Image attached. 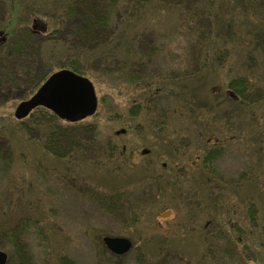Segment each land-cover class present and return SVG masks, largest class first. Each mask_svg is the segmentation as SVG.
<instances>
[{
  "label": "rangeland",
  "instance_id": "1",
  "mask_svg": "<svg viewBox=\"0 0 264 264\" xmlns=\"http://www.w3.org/2000/svg\"><path fill=\"white\" fill-rule=\"evenodd\" d=\"M41 1L51 5L59 0ZM158 2L152 0L156 11L150 9L135 22L153 30L145 38L152 44L143 48L153 56L154 66L148 70L144 64L142 74L161 72L164 92L148 95L149 87L134 84L127 74L88 77L97 107L83 121L95 124L87 126L59 117L42 116L40 125L36 116L16 120V105L36 91L39 85L30 91L33 82L57 59L45 39L28 41L24 31L18 35L29 42L26 57L9 53L0 69V249L7 252L8 264L18 249L13 248L16 233L26 264H54L62 255L75 264H112L115 254L105 246V234L131 240V250L122 256L129 264L132 259L145 264H264V142L259 136H264V98L253 92L249 102L255 104L248 110L226 93L229 80L244 72L264 86V64L248 66L236 49L223 51L226 62L213 66V49L205 53L190 43L176 10ZM8 17L0 2V23ZM34 18L47 24L39 16L22 22L31 30ZM127 26L130 36L132 26ZM205 29L222 45L229 35L213 25ZM114 33L105 31L98 42L107 44ZM7 36L4 48L14 41L13 34ZM7 83L16 84L2 89ZM189 95L193 108L188 104L187 109ZM138 99L141 111L133 115ZM149 110L155 111L154 125ZM121 128L125 132L116 134ZM66 134L85 143L97 140L101 152L74 147ZM217 136L220 142L212 147ZM208 149L219 151L210 167L203 162ZM164 162L175 168L172 177ZM103 193L114 194L116 203L100 201ZM167 210L170 215L164 217ZM236 230L241 241L230 246L228 237ZM218 236L219 244L213 246ZM242 244L253 251L242 253ZM161 254L169 261H161Z\"/></svg>",
  "mask_w": 264,
  "mask_h": 264
},
{
  "label": "trees",
  "instance_id": "2",
  "mask_svg": "<svg viewBox=\"0 0 264 264\" xmlns=\"http://www.w3.org/2000/svg\"><path fill=\"white\" fill-rule=\"evenodd\" d=\"M156 1L166 4L165 6H167L168 9L172 7L176 10L180 19L179 26L182 25L183 32L189 35L190 43L200 46L205 53L208 52L209 48L213 49V53L215 54V58L211 60L214 62L213 66L221 67V61L225 60L226 62V57L222 54L223 51L230 52L236 49L242 54V62H247L246 64H248V66L253 68V66L256 65L255 63L259 62L264 64V0H180L183 2L179 5L176 2L172 4V0ZM0 2L2 12H5V14L8 13V16L10 15V17L6 18L7 23H0V26L3 24L4 27L2 28L8 30L7 32L9 34H13L12 40H14L7 48L0 46V69H3L2 64L4 60H9L11 58L9 53H11V55L16 53L15 55L21 57V59L26 57L28 53V49L26 48L29 47V42L27 44V40L24 42L23 38L21 40L18 39V35L22 31L27 35L28 41L35 40L39 37L45 39L44 41L47 42L46 48L53 54V57L57 58L55 62H52L49 67H46L43 73L33 82L32 90H30L31 92L42 83L47 75L63 67L71 68L81 75L95 80H99V76L103 74H112L117 77L127 74L133 78L134 84L140 85L142 83V85L149 87L148 95L153 96V94L164 92V90H162L164 77L160 74L161 72L152 73L147 71V74L144 75L142 73H144L143 70L145 67L141 68L145 64L148 66V70L149 68L152 70L154 66V64H152L153 56H149L148 50L143 48L152 44L147 43L145 38L149 36V34H152L153 30L149 31L147 27H136L135 21H137L138 18L140 20L141 17L147 14L145 12L150 9L156 11L155 7L157 6H153L152 0H59L58 2H53L51 5H47L46 2L41 0H0ZM35 16L42 17L46 20L47 30L44 34L33 33L27 27L26 23L22 22L24 17ZM119 22L120 24H118ZM128 24L132 26V33L130 36L127 34L125 28V26L128 27ZM206 24L213 25L214 28H217V32H220L222 29L229 32L223 45L219 44V41L216 40L217 36H207L205 29ZM133 26H135V28H133ZM179 29L180 28H178V31ZM107 30H111L112 32L115 31V38L110 40L107 44L98 42L101 38L106 37L105 31ZM207 40L209 41L207 42ZM206 43L208 48L203 49ZM92 64H97L99 68L93 69V67H91ZM230 64L232 63H229V66ZM242 67L245 68L247 65H242ZM4 71L6 70L4 69ZM6 73L9 72L6 71ZM5 76V80H8L7 77L10 75L7 74ZM17 76L19 78L21 75L17 74ZM248 76L244 72L239 77L229 80L228 87L237 96V100L230 99V101L235 103L238 102L243 105V109L246 108L250 110L252 109V104H255V102H249V100H251V94L257 91L259 94L262 93V97H260L261 100L264 98V86H262L263 83L260 84V81L255 77H253V79L255 78L253 81L252 75H250V77ZM19 79L24 80L23 76ZM20 80L15 81L18 82ZM16 83H7L1 88L8 89ZM185 99L188 103L184 101V106H187V109H190V107L193 108L191 105V102L193 103V95H189V97L185 96ZM141 101L142 100H139L134 108H131V110H133V115H137L141 111L139 105L142 104ZM148 101L149 100H147V102ZM154 113L155 111L153 110L148 111V120L150 124L153 125L156 122ZM35 116L37 122L39 119H42V116L54 120L58 119L55 114L42 106L36 107L26 118L34 120ZM26 118L18 122L22 123ZM84 119L85 118L75 122L74 125H78L79 127L95 124H83ZM63 121L67 122L66 120ZM40 124L42 123L38 122L37 125ZM208 133L210 134L213 132L210 131ZM252 134H255V132H252ZM261 135H259L261 137L260 140L264 142V136ZM75 136L66 134V142H69V144L71 143L74 147L79 145L82 151L86 147L90 150L94 147L97 154L98 150L101 152L102 145L97 140L93 143H91L92 141L85 143ZM218 137L219 136L215 138L212 147L218 146L220 142ZM109 144L110 143L107 142V145ZM116 148V146L111 147V149ZM217 151L218 150L215 149L207 150V154L203 161L207 167H210L209 164L217 158ZM119 153H121V151H119ZM117 194H119L118 199L120 201V192H117ZM103 195L100 197V201L106 200L108 203L114 204L116 200L114 194L103 193ZM222 231H224L223 228ZM237 232L236 230L230 233V236L228 235L227 241L230 246H239L237 244L241 241V237H239ZM15 235L12 236L16 239L13 248L16 245L18 249L14 257L15 260L13 261V259L10 258V263L26 264L25 257H23L22 254L23 248L17 241V233ZM219 241L220 237L218 236L213 246L216 244L218 245ZM243 247L242 253H245L246 250L253 251L250 245L242 244V248ZM129 251L122 255H114L115 258H111L109 262L112 264H129L130 260L127 262L122 257L127 255ZM213 252L215 253L216 251L213 250ZM217 254L220 255V252L218 251ZM159 256L161 261H169L164 254ZM132 260L133 264H145V262L139 260ZM43 264L48 263L44 260ZM54 264H75V262L66 255H62Z\"/></svg>",
  "mask_w": 264,
  "mask_h": 264
},
{
  "label": "water",
  "instance_id": "3",
  "mask_svg": "<svg viewBox=\"0 0 264 264\" xmlns=\"http://www.w3.org/2000/svg\"><path fill=\"white\" fill-rule=\"evenodd\" d=\"M33 32H44L47 24L41 19L34 18L31 23ZM3 31H0V35ZM219 87H217L218 89ZM226 93L233 99L237 96L232 90ZM93 82L86 76L70 68H60L50 73L39 85L36 91L27 99L21 100L14 109V117L23 119L38 106L50 110L57 117L69 122L79 121L92 115L97 107V98ZM116 134L125 132L124 128L115 131ZM143 149L142 153H147ZM170 215V210L162 214ZM107 249L115 255H122L132 247L131 240L125 236L106 235L102 238ZM0 264L7 263V252L0 249Z\"/></svg>",
  "mask_w": 264,
  "mask_h": 264
},
{
  "label": "flooded vegetation",
  "instance_id": "4",
  "mask_svg": "<svg viewBox=\"0 0 264 264\" xmlns=\"http://www.w3.org/2000/svg\"><path fill=\"white\" fill-rule=\"evenodd\" d=\"M0 30L3 31V33L0 35V46H4V44L6 43L7 37H8L7 36L8 33L6 32L5 29H0ZM162 167L164 170H167V174L171 177H172V175H174L176 173V170L174 167H172V165L167 167V164L164 162V163H162Z\"/></svg>",
  "mask_w": 264,
  "mask_h": 264
}]
</instances>
